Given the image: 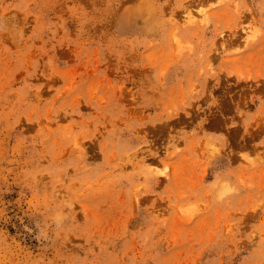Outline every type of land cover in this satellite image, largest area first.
<instances>
[{"label": "rangeland", "instance_id": "374dc122", "mask_svg": "<svg viewBox=\"0 0 264 264\" xmlns=\"http://www.w3.org/2000/svg\"><path fill=\"white\" fill-rule=\"evenodd\" d=\"M0 264H264V0H0Z\"/></svg>", "mask_w": 264, "mask_h": 264}, {"label": "bare ground", "instance_id": "6f19581e", "mask_svg": "<svg viewBox=\"0 0 264 264\" xmlns=\"http://www.w3.org/2000/svg\"><path fill=\"white\" fill-rule=\"evenodd\" d=\"M102 134V133H101Z\"/></svg>", "mask_w": 264, "mask_h": 264}]
</instances>
